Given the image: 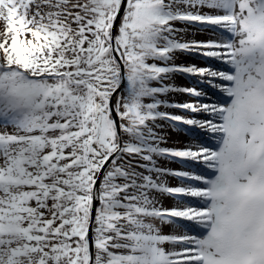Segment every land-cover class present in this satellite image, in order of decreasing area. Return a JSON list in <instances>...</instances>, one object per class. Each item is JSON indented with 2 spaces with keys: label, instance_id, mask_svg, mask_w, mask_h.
Segmentation results:
<instances>
[{
  "label": "snow or ice",
  "instance_id": "obj_1",
  "mask_svg": "<svg viewBox=\"0 0 264 264\" xmlns=\"http://www.w3.org/2000/svg\"><path fill=\"white\" fill-rule=\"evenodd\" d=\"M0 264H264V0H0Z\"/></svg>",
  "mask_w": 264,
  "mask_h": 264
},
{
  "label": "rangeland",
  "instance_id": "obj_2",
  "mask_svg": "<svg viewBox=\"0 0 264 264\" xmlns=\"http://www.w3.org/2000/svg\"><path fill=\"white\" fill-rule=\"evenodd\" d=\"M212 33L210 32H204L201 31L199 33L196 32H189L188 34V38H199V39H206V38H211ZM177 63H188V64H192L195 63L199 66H205V61L204 59H202L198 54L195 53H177ZM174 83H176L178 86H185V87H191V86H195L199 84V81L197 79V77L194 76H189L187 74H178L175 77V80L173 81ZM166 98H170L172 100H179L181 102H194L195 100H197V97L190 95L188 93H177V92H173L171 93L168 97ZM169 111H173L176 112L178 114H188L186 113V110H182V109H169ZM192 115H195L194 113H192ZM171 131V130H170ZM184 140V137L180 134H178L175 131H172V142L171 146H176V147H184L185 144L182 143L181 141ZM163 166H170L172 168H181L182 165L177 163V162H170L167 160H163L161 161ZM170 183L172 184H176L178 183V181L175 178H170ZM163 203L165 204V206H171L175 203L174 199L169 197L166 198ZM166 231L168 230L167 228L165 229Z\"/></svg>",
  "mask_w": 264,
  "mask_h": 264
}]
</instances>
